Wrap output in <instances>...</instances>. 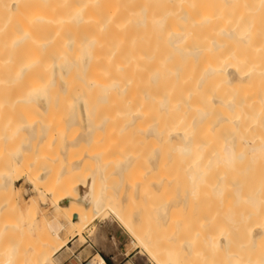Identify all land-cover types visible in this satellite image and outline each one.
<instances>
[{
	"label": "bare ground",
	"instance_id": "1",
	"mask_svg": "<svg viewBox=\"0 0 264 264\" xmlns=\"http://www.w3.org/2000/svg\"><path fill=\"white\" fill-rule=\"evenodd\" d=\"M56 104L67 112L58 128L43 115ZM74 124L78 137L62 134ZM104 131V152L93 153L86 146ZM90 158L97 194L77 196L75 222L46 221L53 237L108 211L154 264H264L260 211L238 221L205 213L226 202L264 206V0H0V194L11 198L0 199V237H26L41 225L39 217L25 228L21 217L51 198L53 185L83 186L74 177ZM53 161L59 172L52 178ZM247 166L257 169L249 179ZM152 172L153 180L145 177ZM103 175L113 179L103 183ZM21 181L32 195L19 209ZM141 188L144 210L125 214L127 195L135 198ZM177 206L183 213L191 207L188 221H204L209 235L202 222L192 238L179 235L194 224L178 220L168 238H150L152 223L167 226ZM142 222L149 230L134 231ZM199 233L209 254L197 253ZM72 239L50 252L28 245L24 254L50 264ZM91 264L103 261L96 255Z\"/></svg>",
	"mask_w": 264,
	"mask_h": 264
},
{
	"label": "rangeland",
	"instance_id": "2",
	"mask_svg": "<svg viewBox=\"0 0 264 264\" xmlns=\"http://www.w3.org/2000/svg\"><path fill=\"white\" fill-rule=\"evenodd\" d=\"M64 103L65 102H63L62 106L64 105ZM59 105H61V104L54 106V109L52 108L54 111L51 109L52 110L51 112L43 113V115L46 118H48V119L51 118V120H53L54 124H52V125H54L56 127L57 126L58 127L63 126L62 121H61L62 119L64 120L63 117H65V115H64L65 110H63V109L65 107V109L67 110L68 103H65V106L63 108L60 107V112L57 111V109H59ZM72 108L73 107L69 108V110H67V112L68 111L70 112L72 110ZM103 111H104L103 108H102V110L98 109L97 110V117H100V116L102 117V115L104 114ZM102 112H103V114H102ZM62 114H63V116H62ZM60 121H61V123H60ZM54 126H52L53 129L55 128ZM60 129L61 128L58 129V132H60ZM79 132L81 134L82 129L78 125L74 124L69 129H67L66 133L62 132V134L73 136L75 139L76 137H78ZM60 134H61V132H60ZM105 138H106V141H105V143H106L107 142V136H106L105 131L104 132H96L92 137L91 144H87L86 147L89 148L90 150L94 149L95 151H92L93 153L94 152L96 153L99 151H102V153H103L104 149H105L104 148L105 145H102L103 144L102 142H104ZM44 145H45V142L42 144V147H45ZM150 148H151V146L149 147V146H147V144L145 145L144 153H143L144 158L149 159V155H150L149 149ZM146 156H148V157H146ZM94 163H95V160H92L90 158V160L87 161L86 165L83 168H81V170H79L74 177V179H76L77 181H83V183H84L83 186L78 187V188H67V187L58 188V187H56V185H53L50 188V190H48V191L53 192L51 194L52 197L51 198L49 197L44 202V204L42 206L32 209V211H30V213L27 216H25L24 218L21 217V220L23 222L22 223L18 222V223H21L23 226H25V228L27 227L28 223L30 222V219L32 221H37L38 218L40 217L42 223H41V225L39 224L35 230H34V228H35V225H34V228L32 227L33 230L29 231L28 232L29 234H27L26 237H23V236H20L17 234H6V235L0 237V264H35L36 263V257L34 255L35 253L31 252L28 254H24L25 246L29 245L30 248L32 246L40 247V248L45 249V251L48 250V252H50L52 250L53 245L60 243L61 240L64 238H68V237L70 238L71 235H73V240L71 243H74L73 246L75 248L84 244L85 243V237L88 235L87 238L90 237L91 244H93L96 248H98L99 252L103 256H109L110 255L111 258H114L113 264H123V260H122L123 257H121L122 253L131 255L130 256L131 260H130V258L127 259V260H130L129 264H151V263L154 264L153 260L151 261V259L147 257L144 250H142L140 248L139 249L135 248L138 245L135 242L133 234L129 233L126 230V228H124L119 222H117L116 219H114V217H112L111 214L109 215L108 211H105L102 214L103 216L108 215L105 220H101L103 216L102 217L100 216V217L94 219L93 220L94 222L92 221L87 226H85L83 229L80 228L79 230H70V227L68 226L67 229L60 235V237H53V235L50 234L49 226H47L48 224L46 223V221H49L52 219H57V220H61V223H63V224H65V222L68 224V223H73L76 221V220H73V217H74V213L77 211L76 208H78V206H79V203L76 200L77 196H81L83 194L88 193V194H91V197L93 199L95 198V196L97 194L98 185L93 183V178H92L93 172H91L92 171L91 169L93 168ZM50 166L52 167V170H51L52 173H51L50 177L53 178L54 176H57L56 173L59 172V170H58L59 163L53 161V162H50ZM170 170L172 171L173 175L178 177V181L184 186V184H186L184 181V172H181V170L178 169V166L175 165V162H173L170 165ZM256 171H257L256 168H253L252 166H247L246 171L243 174V176L246 175L247 179H249L250 176ZM155 174H158V173L152 172L145 177H147L150 180H153L155 177ZM129 178H130L129 176L126 177V179H129ZM109 179L112 180L113 177L103 175L102 181L104 183L106 181H109ZM51 182H52V179H51ZM24 184H25L24 181H21L19 184H17V187L19 188L20 192L17 191L16 194L17 193L18 194H17V196L16 195L15 196H16V199H18L19 196L21 197L20 199L17 200L18 201L17 207L19 209H21V207L24 205V201L27 200V198L30 195H32V193L30 192V187L27 184H25V185ZM91 184H93V189L90 192L88 189H89V185H91ZM24 187L25 188L29 187V188H27L28 191ZM102 188H103V186H102ZM176 190H175V192L177 193L179 191V189H176ZM117 195H119V194H117ZM117 195H115V198L117 197ZM169 195H170V192H169ZM60 196H65V197H62V200H59V199L55 200V197H60ZM142 196H143V188L139 189L138 195L135 196V198H133L131 196V194H128L127 198L125 200L126 203L124 205V210H123L124 213L128 215V213L131 211L136 212V211H139L140 209H143L144 206L140 202V198ZM0 199L2 201H5L6 199L11 201V198L5 193L0 194ZM104 199H105L104 202L106 205L107 200L109 198L105 194H104ZM21 200H22V202H21ZM114 200H116V199H114ZM114 200H113V204H115ZM228 204L229 203H227V202L224 204H220V205L217 204L214 208L210 209L209 211L208 210L205 211V213L207 215H211L213 213L234 214L235 216L231 215V218L233 217L235 219V221H236V219L238 221L239 217L240 218L242 217L241 219L243 220L244 219L243 216L246 215L249 211H255V212L260 211L262 216H264V206H259V207L252 206L251 207L245 203L244 204L243 203L236 204L234 202H233V204H236L234 206H232V204L231 205L230 204L228 205ZM145 207H146V205H145ZM189 208H191V207H188L187 211H189V210L192 211V209H189ZM216 208H218V209L215 210ZM147 209H149V208L147 207ZM178 210H180L181 212L179 213ZM187 211H185V212L188 213ZM191 211H189L190 214L189 213L185 214V212L183 213V207L182 206L174 207L173 210H171V211L169 209L168 214L171 213V216L168 214H167V216H168V218L171 217L172 219L171 218L169 219V223H168V219H167V221H166L168 223L167 226H164L166 224L162 223L161 229H159V227L155 223H152L153 224L152 229L153 228L154 229H153V232H151V234H150L151 235L150 238H152L156 242L160 241L162 237L164 238L165 236H167V238H168V235L170 234V232H173V227H175V224H176L175 222H177L178 220L184 221L183 224H185V222L188 223L189 225L191 224V222H192V224H194V226L192 225L194 230H192L193 228H191L190 229V230H192L191 232L189 231L188 233H186L185 231H182L179 235H181V234L186 235L187 234L189 237L192 238V235L194 234V233H192L193 231L197 230L196 231L197 233H198V231L202 232L199 229L200 228L199 225L202 222L203 224L201 223L202 224L201 228L205 225L204 228H202V229L205 230L204 232L208 236L209 230H208V227H206V224L204 221H201L199 219H198V221L196 220L197 221V227L196 228H195V223H196L195 220H192V218H190L191 220L188 221L189 216L191 217V215H192ZM142 214H143L142 216H145L144 212ZM236 215H237V218H236ZM70 216H71V218H69ZM183 216H184V218H183ZM185 216H187V217L185 218ZM259 218L260 217L257 216L256 218L249 219L248 223H246V225L242 226L243 230L246 232L249 229V227L252 225V223H254L256 221L255 219H259ZM242 220H241V223L243 222ZM94 225H95V227H94ZM145 226H146L145 222L144 223L142 222L139 224L137 223L133 226V230L138 231V232H140V230H141V232L142 231L144 232L145 231L144 229H146ZM137 228H138V230H137ZM142 228H144V229H142ZM149 228H150V226L146 230H149ZM164 228H166V229H164ZM224 228L225 227L223 225L218 227V228H214L213 233H218L220 231H223ZM116 232L118 233V237L116 239L112 240V236H114V234ZM205 233H203V234H205ZM199 234H200V238L197 237V242H198L197 246L199 247L197 250L198 251L197 253H199V252L201 253L202 251H204L206 254H209V251H207L205 249V242H204L205 238H204V241L202 239V237L204 235L202 234L203 236H201V233H199ZM105 235H110L109 236L110 238H108V240H106ZM163 235H165V236H163ZM245 236H247L246 233H245ZM245 236L242 237L243 238L242 242H244L245 245H249L250 241L251 242L253 241V238H250L251 239L250 240L248 236L247 237H245ZM104 240H106V242L108 243V245H107L108 247H106V245H100V242H102V241L104 242ZM246 240H248V243H246L247 242ZM86 241H88V240H86ZM103 244H106V243H103ZM149 245H151V244H149ZM149 245H148V247H149ZM153 245H152V248H153ZM157 245L154 246V248L157 247ZM152 248H151V250H152ZM251 250L252 249H250V251L248 250V253H247L248 258H249V256L252 257L253 254H255V256L258 254L257 251H255L256 253H254L253 250H255V248H253L252 251ZM204 252H202V253H204ZM258 255H260L261 257H264L261 254H258ZM207 258L211 259L209 256ZM251 259H255V257H252ZM207 261H209V260L207 259ZM59 263H60V261L57 260V255H56L52 259L50 264H59ZM105 263L107 264V262H105Z\"/></svg>",
	"mask_w": 264,
	"mask_h": 264
},
{
	"label": "crops",
	"instance_id": "3",
	"mask_svg": "<svg viewBox=\"0 0 264 264\" xmlns=\"http://www.w3.org/2000/svg\"><path fill=\"white\" fill-rule=\"evenodd\" d=\"M87 236L85 237V243L76 248L73 246L74 243H71L73 239L70 240L67 247H65L61 252L57 254V260L60 261L59 264H91L96 255H98L102 259L103 264H106L105 261L107 262V264H113L114 258H111L110 255L103 256L99 252L98 248L91 244V240L90 238H87ZM109 236L110 235H105L106 240L110 238ZM117 237L118 233L116 232L114 236H112V240L116 239ZM106 240H104V242H100V245H106V247H108V243L106 242ZM130 256V254H121V257H123V264H129V261L131 260ZM128 258H130V260H127Z\"/></svg>",
	"mask_w": 264,
	"mask_h": 264
},
{
	"label": "water",
	"instance_id": "4",
	"mask_svg": "<svg viewBox=\"0 0 264 264\" xmlns=\"http://www.w3.org/2000/svg\"><path fill=\"white\" fill-rule=\"evenodd\" d=\"M76 219H77V217H76V216H74V217H73V220H76Z\"/></svg>",
	"mask_w": 264,
	"mask_h": 264
},
{
	"label": "trees",
	"instance_id": "5",
	"mask_svg": "<svg viewBox=\"0 0 264 264\" xmlns=\"http://www.w3.org/2000/svg\"><path fill=\"white\" fill-rule=\"evenodd\" d=\"M106 262V261H105Z\"/></svg>",
	"mask_w": 264,
	"mask_h": 264
}]
</instances>
